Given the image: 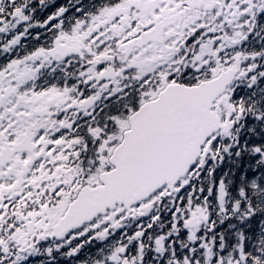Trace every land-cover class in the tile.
I'll return each mask as SVG.
<instances>
[{
  "label": "snow or ice",
  "instance_id": "obj_1",
  "mask_svg": "<svg viewBox=\"0 0 264 264\" xmlns=\"http://www.w3.org/2000/svg\"><path fill=\"white\" fill-rule=\"evenodd\" d=\"M0 264H264V0H0Z\"/></svg>",
  "mask_w": 264,
  "mask_h": 264
}]
</instances>
